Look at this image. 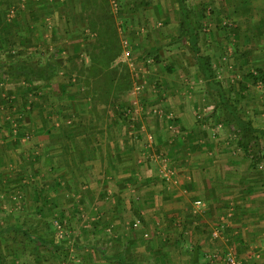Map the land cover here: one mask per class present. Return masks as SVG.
I'll list each match as a JSON object with an SVG mask.
<instances>
[{
	"label": "rangeland",
	"instance_id": "374dc122",
	"mask_svg": "<svg viewBox=\"0 0 264 264\" xmlns=\"http://www.w3.org/2000/svg\"><path fill=\"white\" fill-rule=\"evenodd\" d=\"M18 4L11 7L16 11L12 17L8 9L4 17L24 24L26 7ZM186 4L199 33L200 53L209 56L215 79L240 116L264 129V80L251 75L264 71V0ZM64 5L75 7L59 11L57 26L47 24V34L51 40L60 39L61 52L55 57L63 59L72 74H58L53 88L35 93L49 103L41 115L51 116V121L57 115L54 131L74 147L90 132L140 134L144 147L153 149L148 154L157 164L156 180L43 182L33 175L28 182L27 173L11 165L20 157L17 150L34 143L37 134L32 127L21 132L18 124L14 142L9 143L12 149L0 139L2 264H223L221 258L229 249L244 257L235 233L227 234L228 213H214L215 204L199 195L197 190L203 189L198 183L191 190L193 186L180 182H205L207 177L208 182H264V134L258 132L254 149L245 151L243 132L203 77L189 38L180 36L179 1L73 0ZM42 13L54 18L53 12ZM89 14L106 18L115 28L116 35L108 36L115 35L120 52L109 66L92 59L99 33L87 25ZM13 30L20 39L30 36L26 27ZM41 31L34 28V35L42 36ZM69 39L79 42L76 53L68 48ZM77 53L78 58L67 59ZM109 69L117 70L118 81L131 82L121 98L124 104H94V94L86 92L93 82L101 89L108 85ZM99 75L102 80L97 82ZM47 125L44 131L55 134ZM132 141L139 149L138 138ZM209 192L205 195H213ZM252 257L244 262L259 264V253Z\"/></svg>",
	"mask_w": 264,
	"mask_h": 264
},
{
	"label": "crops",
	"instance_id": "0c3cea01",
	"mask_svg": "<svg viewBox=\"0 0 264 264\" xmlns=\"http://www.w3.org/2000/svg\"><path fill=\"white\" fill-rule=\"evenodd\" d=\"M19 1L0 0V47H3L0 48V62L7 64L6 66L0 65V139L5 140L11 147L9 143L14 142L12 139L16 137L18 124H21V132L34 129L33 132L37 135L32 138L35 140L34 143L30 141V146L26 149L17 150L16 154L20 157L12 162L11 167L27 173L28 182H31L33 175L44 180L43 182H154L156 176L153 170L157 164L148 154L153 149L151 146L144 147L140 134L127 136L125 132L115 131L113 134L112 131L106 130L90 132L84 136V142L82 138L79 140L81 146L74 147L72 142L63 141L59 131H54L58 129L57 115L52 118L53 121L50 120L51 116L47 119L46 116L41 115L45 110L44 106L49 103L44 104L42 99L47 100L46 97L38 98L35 93L45 94L48 89L54 87L55 82L52 81L56 78L47 80L34 75L21 76L16 73L22 69L18 61L36 60L38 65H45L52 53L57 56L59 53L57 45L61 41L60 39L51 40L48 37L47 24L52 23L54 28L55 25L57 26L60 15L62 16L59 11L73 10L75 6L72 8V6L64 5L73 3V0L66 3L64 0ZM18 3L26 7L25 13L28 14L27 21H24L26 24H22L18 19L8 17L5 19L4 17L6 16L4 11L10 10ZM36 11L41 13L38 15ZM42 11L53 12L51 17L54 18L51 20L50 16L47 13L43 15ZM62 21L63 19H60V22ZM15 27L20 29L26 27L30 36L27 39L14 36ZM34 28L39 32L42 29L43 35L36 37ZM6 32L7 37H4ZM67 41L68 48L74 49L72 52L76 53L78 50L76 45L79 42L74 43L72 39ZM64 71L61 69L58 74ZM2 75L8 77L3 78ZM40 81H43L42 84ZM22 92L25 93L22 94ZM19 98L21 100H18ZM13 105L17 107L11 108ZM46 125L51 130L54 128L53 131L56 133L51 134V131L50 133L47 130L44 131ZM36 126L37 132L35 131ZM22 138L25 140V136ZM137 138L139 149L132 141ZM9 153L15 156V151L9 150ZM161 176L163 182H168V178L165 179L162 174ZM208 181L209 177L205 182H180V184L187 185L188 188L193 186L191 189L193 190L198 183V186L203 189V191L197 190L199 195H203L209 202L215 204L214 213L226 214V216L228 213L230 231L227 234L231 237L235 233L234 236L241 245L240 250L244 256L242 258L251 261L256 252L259 253L256 261L264 264V182ZM207 192L213 195L206 196ZM229 210L230 212H227Z\"/></svg>",
	"mask_w": 264,
	"mask_h": 264
},
{
	"label": "trees",
	"instance_id": "16d2710c",
	"mask_svg": "<svg viewBox=\"0 0 264 264\" xmlns=\"http://www.w3.org/2000/svg\"><path fill=\"white\" fill-rule=\"evenodd\" d=\"M178 1L180 6V13H181L180 36L182 37L187 36L189 38L191 52L194 54L195 59L198 62V66L203 74V77L205 78L208 85L214 90H216V92L218 93L220 98V103L225 109L227 116L230 119H233L234 122L237 124V127H239L240 130L243 132L241 144L244 147L245 151L254 149V146L256 145L257 142V133L259 132L261 134H264V129L254 127L252 123L245 121L237 112V108L227 97L223 85L215 79V74L209 56L202 55L200 53L199 33L197 31V27L195 26L194 20L191 17V10L186 4V0H178ZM108 21L109 20H107L106 18L105 19H102L100 17L98 19L96 17L93 18L92 15L89 14L88 23H87V25L92 30L94 29L98 30L99 33L98 39L96 38L97 44L92 43L93 48L95 47L98 48L97 52L93 51V54L91 52L92 59L96 58L101 64L103 65L105 64L106 66H109L110 63L116 58V56L120 52L119 45L117 46L115 43V41H117L115 40V35H116L115 28L112 27ZM110 33H115V35H113V37H110L108 36V34ZM88 45L91 46V42H88ZM83 50L84 52H87L86 49ZM58 52L60 53V50ZM79 55L80 54L78 53L74 55H70L67 59L69 60L71 59V61H73L75 58H78ZM155 57L158 58V56ZM18 62L21 65L22 69L20 71L16 69L18 70L16 73L21 74V76L24 75L25 77H27L28 75H32V76L34 75V76H40L47 80H51L52 78H56V75H58L61 69H64L67 72L68 76H71L72 74L71 70L64 67V60L55 57V53H52L47 58L45 65H38L39 63L36 60L18 61ZM76 65L77 64L74 62V68L77 67ZM108 73H110L109 74L110 81L108 80L109 82V83L107 82L108 85H103V89H101V86L98 85L96 82L95 83L93 82L92 88H88V90H86L87 93H89L90 91L92 94H94V104L97 101H99L100 103L104 101L105 103L112 105V104H116L117 100H121V102L123 103V100L121 98L123 97L124 93L129 91V89L131 88V82L128 80V78H125L122 81H118V79L115 78V75L117 74V70L109 69ZM257 73L258 74L251 73L252 77L255 80L257 79L264 80L263 69L261 68L257 69ZM97 80H98L97 82L101 81L102 76L99 75ZM123 108H125V105L123 106ZM123 108L121 107V110L119 109V111H121L120 115L124 111ZM0 264H2L1 257H0ZM129 264H134V263H129Z\"/></svg>",
	"mask_w": 264,
	"mask_h": 264
},
{
	"label": "built area",
	"instance_id": "2783aa9c",
	"mask_svg": "<svg viewBox=\"0 0 264 264\" xmlns=\"http://www.w3.org/2000/svg\"><path fill=\"white\" fill-rule=\"evenodd\" d=\"M10 15L13 16V14L16 12L14 8H11ZM196 203L202 204V200H197ZM216 234H218V231H216ZM223 264H246L244 262V258L240 257L235 251L229 249L227 250L224 255L221 258Z\"/></svg>",
	"mask_w": 264,
	"mask_h": 264
}]
</instances>
